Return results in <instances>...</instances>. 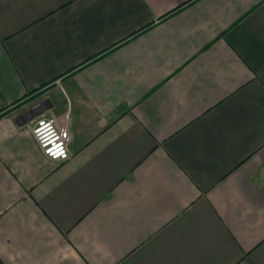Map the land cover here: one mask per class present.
I'll return each instance as SVG.
<instances>
[{
    "label": "crops",
    "instance_id": "1",
    "mask_svg": "<svg viewBox=\"0 0 264 264\" xmlns=\"http://www.w3.org/2000/svg\"><path fill=\"white\" fill-rule=\"evenodd\" d=\"M0 264H264V0H0Z\"/></svg>",
    "mask_w": 264,
    "mask_h": 264
},
{
    "label": "built area",
    "instance_id": "2",
    "mask_svg": "<svg viewBox=\"0 0 264 264\" xmlns=\"http://www.w3.org/2000/svg\"><path fill=\"white\" fill-rule=\"evenodd\" d=\"M32 132L45 155L59 161L70 158L69 131L66 127L59 126L54 117L42 114L34 118ZM58 151H62L63 155L52 154Z\"/></svg>",
    "mask_w": 264,
    "mask_h": 264
},
{
    "label": "trees",
    "instance_id": "3",
    "mask_svg": "<svg viewBox=\"0 0 264 264\" xmlns=\"http://www.w3.org/2000/svg\"><path fill=\"white\" fill-rule=\"evenodd\" d=\"M193 1V0H192ZM191 1H189V2H187V3H190ZM181 7H179L178 9H180ZM178 9H176V10H178ZM151 26V24H149V25H147L145 28H143L141 31H144V30H146L147 28H149ZM37 94H35L34 95V97L35 96H37V95H39L41 92H36Z\"/></svg>",
    "mask_w": 264,
    "mask_h": 264
},
{
    "label": "snow or ice",
    "instance_id": "4",
    "mask_svg": "<svg viewBox=\"0 0 264 264\" xmlns=\"http://www.w3.org/2000/svg\"><path fill=\"white\" fill-rule=\"evenodd\" d=\"M52 133H49V135H51ZM53 155H63V152L62 151H58L56 153H52Z\"/></svg>",
    "mask_w": 264,
    "mask_h": 264
},
{
    "label": "water",
    "instance_id": "5",
    "mask_svg": "<svg viewBox=\"0 0 264 264\" xmlns=\"http://www.w3.org/2000/svg\"><path fill=\"white\" fill-rule=\"evenodd\" d=\"M33 116H31L30 118H32Z\"/></svg>",
    "mask_w": 264,
    "mask_h": 264
}]
</instances>
